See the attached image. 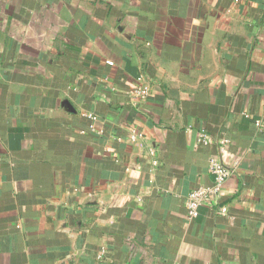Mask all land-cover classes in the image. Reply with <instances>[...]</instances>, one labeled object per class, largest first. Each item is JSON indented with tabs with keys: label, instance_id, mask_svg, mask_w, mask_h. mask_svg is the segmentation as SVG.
I'll return each instance as SVG.
<instances>
[{
	"label": "crops",
	"instance_id": "0c3cea01",
	"mask_svg": "<svg viewBox=\"0 0 264 264\" xmlns=\"http://www.w3.org/2000/svg\"><path fill=\"white\" fill-rule=\"evenodd\" d=\"M263 118L264 0H0V264H264Z\"/></svg>",
	"mask_w": 264,
	"mask_h": 264
},
{
	"label": "built area",
	"instance_id": "2783aa9c",
	"mask_svg": "<svg viewBox=\"0 0 264 264\" xmlns=\"http://www.w3.org/2000/svg\"><path fill=\"white\" fill-rule=\"evenodd\" d=\"M139 88L136 92L132 94L133 97L144 100L148 98L150 91L149 88L144 84L143 77L139 76L137 78ZM258 129H264V118L256 120L255 122ZM200 141L209 145L210 137L202 133L200 134ZM228 144L227 140L220 142V149L224 151L226 145ZM209 173L214 179V183L210 187L199 188L190 193L187 201V213L189 218H195L198 216L199 210L203 206H216L217 211L222 216L229 215L228 206H217L214 203V199L220 196L224 190V186L231 176V171L224 165L221 159L215 158L210 161L209 164Z\"/></svg>",
	"mask_w": 264,
	"mask_h": 264
}]
</instances>
